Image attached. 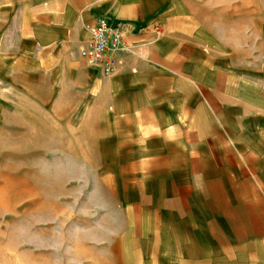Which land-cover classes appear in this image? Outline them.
<instances>
[{"label": "crops", "instance_id": "obj_1", "mask_svg": "<svg viewBox=\"0 0 264 264\" xmlns=\"http://www.w3.org/2000/svg\"><path fill=\"white\" fill-rule=\"evenodd\" d=\"M201 10L0 0V75L89 153L114 264H264V22L229 43ZM102 17L133 48L111 77L81 56Z\"/></svg>", "mask_w": 264, "mask_h": 264}, {"label": "rangeland", "instance_id": "obj_2", "mask_svg": "<svg viewBox=\"0 0 264 264\" xmlns=\"http://www.w3.org/2000/svg\"><path fill=\"white\" fill-rule=\"evenodd\" d=\"M194 1L229 43L246 38L255 17L264 22V0ZM0 80V264H114L116 249L104 246L97 224L105 199L85 166L89 153L42 127L27 91L9 94L3 73Z\"/></svg>", "mask_w": 264, "mask_h": 264}, {"label": "built area", "instance_id": "obj_3", "mask_svg": "<svg viewBox=\"0 0 264 264\" xmlns=\"http://www.w3.org/2000/svg\"><path fill=\"white\" fill-rule=\"evenodd\" d=\"M85 28L89 39L81 50L82 58L89 67L111 77L123 63V55L133 53V48L125 41L124 23H112L102 17L94 24H86ZM156 32L164 33L160 27H156Z\"/></svg>", "mask_w": 264, "mask_h": 264}]
</instances>
